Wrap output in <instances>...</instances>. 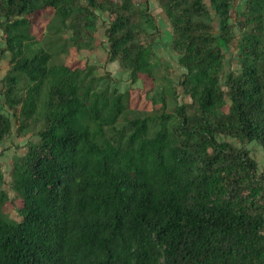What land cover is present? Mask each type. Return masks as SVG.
<instances>
[{
  "label": "trees",
  "instance_id": "obj_1",
  "mask_svg": "<svg viewBox=\"0 0 264 264\" xmlns=\"http://www.w3.org/2000/svg\"><path fill=\"white\" fill-rule=\"evenodd\" d=\"M155 1L192 100L173 112L166 100L161 112L134 109L130 90L98 86L94 67L30 50L34 14L54 10L48 30H72L80 51L95 46L100 12L106 64L119 61L132 84L155 82L151 0H0L11 56L3 105L19 135L43 121L13 164L14 197L0 186V264H264V171L249 148L264 149V0ZM241 2L237 37L231 14ZM232 47L239 74L226 70ZM121 120L131 128L125 146L108 135ZM13 134L0 108V146ZM8 203L21 221L6 217Z\"/></svg>",
  "mask_w": 264,
  "mask_h": 264
},
{
  "label": "rangeland",
  "instance_id": "obj_2",
  "mask_svg": "<svg viewBox=\"0 0 264 264\" xmlns=\"http://www.w3.org/2000/svg\"><path fill=\"white\" fill-rule=\"evenodd\" d=\"M150 12L155 18L151 20L146 17V26L151 30L152 24H156L160 29V34L155 37L157 40L156 57L153 60L155 82L144 77L137 83L132 84L129 74L125 71L119 61L106 64L107 47L105 29L108 22L107 14H101L98 22V31L95 34L97 39L95 46L91 49H82L76 51L71 46L72 30H62L61 32L50 33L48 24L50 20H54V10L48 9L44 12H38L32 16L34 23L33 31L37 39L30 44L31 52L40 49L51 50L54 53V60L67 62L72 65L81 67H94L93 75L99 78L98 86L110 85L111 88L116 86L118 90L131 93V106L137 110H149L151 112L162 110V102L166 100L167 112H173L177 106L184 103L191 104L192 100L189 96L184 95L183 88L179 83V78L186 70L179 64V56L172 48L171 25L166 13L159 6L158 2L151 0ZM83 5V2H81ZM235 5L231 14V23L234 25V32L237 37L242 34V26L237 24V9L245 10L243 3ZM151 20V22L147 21ZM152 32V30L150 31ZM156 34V33H155ZM63 46L65 48H63ZM6 44L3 39V31L0 30V92L2 89V81L8 73L10 67L11 56L9 52H5ZM226 70H233L237 74L241 72V61L239 52L235 47L230 48L226 54ZM1 112L11 118L13 121L14 134L0 146V172L3 173V179L0 182L2 189L9 192V197H14V192L10 190L9 181L11 180V170L14 162L26 155L30 142L40 140L39 132L43 129V121L41 119H31L26 123L23 133L19 135V123L16 119L14 111L3 105V99L0 95ZM177 122L174 118L168 126H173ZM158 126L156 125L155 128ZM131 128L128 124L121 120L116 124V129L109 131L117 144L127 145L128 135ZM252 157L258 164L259 172L264 171V149L253 142L249 145ZM6 217L12 221H21L16 207L8 203L5 207Z\"/></svg>",
  "mask_w": 264,
  "mask_h": 264
},
{
  "label": "built area",
  "instance_id": "obj_3",
  "mask_svg": "<svg viewBox=\"0 0 264 264\" xmlns=\"http://www.w3.org/2000/svg\"><path fill=\"white\" fill-rule=\"evenodd\" d=\"M112 1L117 2V1H120V0H112ZM142 1H144V0H132V2H134L135 4H139V3H141Z\"/></svg>",
  "mask_w": 264,
  "mask_h": 264
}]
</instances>
